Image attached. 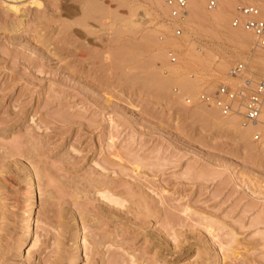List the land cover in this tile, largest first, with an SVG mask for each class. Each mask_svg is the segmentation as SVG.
Wrapping results in <instances>:
<instances>
[{
	"label": "rangeland",
	"instance_id": "obj_1",
	"mask_svg": "<svg viewBox=\"0 0 264 264\" xmlns=\"http://www.w3.org/2000/svg\"><path fill=\"white\" fill-rule=\"evenodd\" d=\"M169 16L150 0H0V264H264V157L197 102L235 87L237 65L264 79L245 62L261 51L233 57L225 30L175 38ZM185 35L232 56L220 78L171 75Z\"/></svg>",
	"mask_w": 264,
	"mask_h": 264
},
{
	"label": "bare ground",
	"instance_id": "obj_2",
	"mask_svg": "<svg viewBox=\"0 0 264 264\" xmlns=\"http://www.w3.org/2000/svg\"><path fill=\"white\" fill-rule=\"evenodd\" d=\"M187 1L188 2H187L186 16L182 19H177V20L173 19L174 21L171 22L172 27L177 26L182 29L185 28L188 34H192L194 36H198L201 34L210 36L216 34L214 33L215 31L225 30L227 34L224 37L227 41L231 42L232 45L231 53L234 55L233 57L240 59L241 54H246L248 52L249 45L254 40L252 34L243 30L242 28H234V27L230 28L228 25L229 18H231L230 10L235 5L234 3L235 0H229V1L227 0L226 3L220 4L216 8L209 10L208 13H206L202 7V4L205 0H187ZM150 3L151 5L153 4L159 8H162L165 12H168L169 10V8L163 4V0H150ZM240 3H242V1ZM247 3H250V0ZM258 6L260 7L261 11H264V3H260L258 4ZM13 12H15V10ZM152 32L149 33L148 36L150 37L153 36ZM150 37L148 39H150ZM169 40L171 41H169L168 47H170V49L173 50L176 49L177 51H180L182 53L181 57L179 56V58L183 67L179 65L178 68L171 71V75H173L176 78L182 75L183 71H185L186 69L187 70L208 69L212 73V76L215 79H218L228 69V63L232 58V56L226 53L220 56L213 54L212 52L207 50H204L202 52L201 50H199L200 52L198 53L196 52V49L194 47L190 46L189 43H187L188 36L186 35L184 37L183 42L173 41L174 38L172 37ZM166 44L164 46H166ZM158 51H159L158 53L161 54L160 52L162 51V46L161 48L158 49ZM245 62L248 63V67L251 66L249 67L251 70L253 71L256 70L261 76H264V54L258 51H254L248 56ZM180 85L179 88H181L180 90L181 96L194 95L191 92L194 87L193 83L187 81V82H183V84L181 82ZM208 109L210 110L209 114L211 116L215 118L219 117L218 119L220 120L221 123H219L218 125L221 128H224L228 131H232L235 137L241 142V144H243V146L246 148L248 152L264 157V143L262 144L254 143L251 139V134L254 130L252 126H243L237 117H221L217 112V110L211 108ZM261 120L264 121V114H262ZM29 196L30 198H28L29 200L26 204V209L21 215V222L25 227V236L21 241L23 243L20 245L19 251H21V248L25 244H29L31 242L33 236L30 223L33 218V214H34L33 209L36 206V202L34 199L35 195H33V193H31ZM79 247H80V243L77 242L75 248L77 249ZM78 261H79V256L75 257L72 264H78Z\"/></svg>",
	"mask_w": 264,
	"mask_h": 264
},
{
	"label": "built area",
	"instance_id": "obj_3",
	"mask_svg": "<svg viewBox=\"0 0 264 264\" xmlns=\"http://www.w3.org/2000/svg\"><path fill=\"white\" fill-rule=\"evenodd\" d=\"M227 0H209L208 9H214ZM264 0H250V3H238L234 7L230 25L234 28H242L252 34L255 49L264 52V11L258 4ZM163 4L169 8L171 19H182L187 14V0H163ZM173 37L182 35V28H173ZM166 59L169 64L177 62L174 51H166ZM232 78L238 80L235 87L220 85L212 93L203 92L197 97V102L217 110L221 117H237L243 126L254 128L251 139L254 143H264V79L252 81L245 76V69L237 65L231 72Z\"/></svg>",
	"mask_w": 264,
	"mask_h": 264
}]
</instances>
